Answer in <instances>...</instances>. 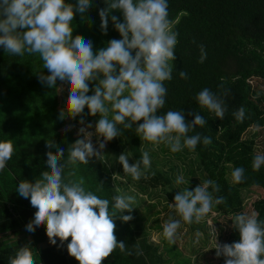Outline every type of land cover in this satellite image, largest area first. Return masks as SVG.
Here are the masks:
<instances>
[{
  "label": "clouds",
  "instance_id": "1",
  "mask_svg": "<svg viewBox=\"0 0 264 264\" xmlns=\"http://www.w3.org/2000/svg\"><path fill=\"white\" fill-rule=\"evenodd\" d=\"M106 7L99 9L100 30L107 34L109 20L120 39L108 41L107 46L93 50V42L81 35L73 37L72 21L75 14L81 17L93 6L92 0H76L75 5L65 0H0V46L9 55L23 57L25 54L38 55L42 72L37 79L42 85L52 88L61 83L67 88L68 96L65 113L85 125L79 129L83 134L69 148L65 149L54 141H46L45 153L47 171L40 174L35 183L21 180L16 188L20 197L29 199L36 209L33 219L25 230L34 233L45 226L49 243H67L69 256L78 264H102L110 254L119 249L125 255H133L123 241L115 235L117 219L129 222L134 219L131 212L136 198L127 193L100 198L86 188L84 176L79 175V164H88L92 157L102 156L107 141L120 136L123 129H132L133 124L142 121L135 128L136 133L154 145L164 144L171 152H180L184 147L194 151L199 144L208 146L212 137L196 133L188 135L197 127L206 124L204 116L189 112L195 118L189 124L185 114L179 110H168L158 115L166 103L168 89L165 82L173 79V61L178 33L173 30L169 19L168 0H104ZM113 10L122 13L120 17L111 15ZM199 63L207 58L204 46L199 45ZM134 52V54H133ZM181 79H188L184 70L179 71ZM98 81L94 89L89 82ZM220 87H223L222 85ZM92 95H87L89 91ZM203 88L195 96L200 108L206 109L223 120L228 106L224 97L228 95ZM110 105V107H109ZM88 112L85 114L84 109ZM114 113L109 119V113ZM95 134L103 137L98 146L91 137V122L85 124V115L96 116ZM232 115L238 123L246 119L243 106ZM259 128V125H254ZM55 148V153L50 149ZM11 140L0 142V171L6 167L13 155ZM123 171L134 180L147 179L151 167L149 153L144 151L139 160L129 163L124 153L118 156ZM264 166V154L255 155L252 168L259 171ZM243 167L231 172L235 184L247 179ZM185 183L182 174L175 184ZM211 189V190H210ZM119 191V190H118ZM220 191L217 182L207 179L194 190L178 191L173 203L168 204L180 217L169 218L163 225V235L170 244H175L177 230L181 223H200L215 205L226 203L224 196H214ZM128 212V215H124ZM232 227L239 233V241L221 244L217 241L218 231L211 225L215 239V255L225 257L224 264H264V221L258 220V213L251 215L238 213L232 220ZM197 242L200 233L196 234ZM136 256H143L139 244L133 246ZM9 264H37L34 251L27 245L20 247Z\"/></svg>",
  "mask_w": 264,
  "mask_h": 264
},
{
  "label": "trees",
  "instance_id": "2",
  "mask_svg": "<svg viewBox=\"0 0 264 264\" xmlns=\"http://www.w3.org/2000/svg\"><path fill=\"white\" fill-rule=\"evenodd\" d=\"M65 3L75 5L76 0H65ZM92 3L83 17L75 14L72 34L90 39L95 52L106 47L108 41L121 37L111 20L107 34L101 32L98 11L106 4L104 0H92ZM168 11L172 28L178 33V43L176 59L172 62L173 79L165 82L168 89L166 103L157 114L179 110L189 124L195 118L189 112L204 116L205 126H197L188 135L210 136L212 143L208 146L201 143L192 151L195 164L191 163L194 166L191 173L197 169L200 179H211L219 184L220 191L214 196H224L226 203L215 205L214 212L224 217L235 216L243 209V189L253 186L264 190V166L259 171L252 168L253 159L259 154L255 141L250 136L244 137L248 129L264 127V93L261 89L264 83V0H168ZM111 15L120 17L122 22L120 11L113 10ZM201 44L207 52L203 63L198 62ZM180 70L187 72L188 79L179 77ZM41 72L48 74L38 55H9L0 46V142L11 140L14 146L11 159L0 171V264H9V258L25 245L34 251L37 264H78L67 252L70 237L63 245L59 239L52 245L44 225L34 233L25 230L36 209L30 205V198H22L16 191L21 180L35 183L40 174L48 170L46 141L52 140L65 149L66 159L71 145L83 136L73 127H67L69 116L59 108L58 86L61 83L58 81L52 88L42 85L37 79ZM95 85L96 81L89 82L90 89ZM203 88L220 94L228 90L229 94L224 97L228 111L223 120L200 108L195 101ZM64 89L68 93L67 88ZM92 94L91 90L87 93ZM240 106L246 110L243 123H238L232 115ZM139 123L142 121L133 124L132 129L120 126L122 134L107 141V148L115 153L128 151L126 154L132 160H139L143 153L142 138L135 131ZM257 124L259 128L254 127ZM50 150L56 151L55 148ZM104 157H92L87 165L79 164L78 169L79 175L85 178L86 188L100 198L109 199L111 210V198L118 193ZM236 167L245 169L247 179L244 183L235 184L230 179ZM147 177L138 180L136 185L140 191L147 185L173 181L170 174L153 168L147 171ZM252 210L258 213V220L264 221V194L254 201ZM115 223L118 242L123 241L133 255H125L116 249L102 264H151L145 254L135 255L133 246L139 244L141 248V243L130 223L119 219ZM227 236L228 244L240 239L232 226ZM165 249L167 254L174 251L170 243ZM175 254H178L177 250ZM224 260L225 257H218L214 264H224ZM176 264L189 263L176 260Z\"/></svg>",
  "mask_w": 264,
  "mask_h": 264
},
{
  "label": "rangeland",
  "instance_id": "3",
  "mask_svg": "<svg viewBox=\"0 0 264 264\" xmlns=\"http://www.w3.org/2000/svg\"><path fill=\"white\" fill-rule=\"evenodd\" d=\"M60 88L61 84L58 86V89ZM261 89L264 93V83H262ZM58 94L59 108L65 111L68 93L63 88L62 90H58ZM87 112L88 109L85 107L84 113L86 114ZM111 116L112 112L109 113V118ZM80 118V116L74 119L69 117L67 127H73L75 131L79 132V129L85 126L79 123ZM84 119L85 124L92 123L93 127L88 128L87 131L93 133L91 140L94 145H98L102 141V137H98L95 134V122L99 119V115H85ZM245 136H250L254 139L256 151L259 154L264 153V127L261 129H248L244 134ZM142 149L143 152L147 151L149 153L151 159V167L147 171L152 168L163 170L167 174H170L172 182H157V185H147L145 190L140 191L136 185L138 180H134L130 174L124 173L122 165L119 164L117 159L122 153L127 155L126 152L129 153L128 151L115 153L106 146L102 150V155L105 156L104 159L110 166L117 193H127L136 198L137 203L131 212L134 219L129 221V223L135 231L136 239L141 243L143 254L146 255L147 260L151 261V264H176V260L189 264H214L218 257L215 255V239L211 231V225L213 224V227L218 231L217 241L221 244H228L227 235L232 226L234 216L224 217L212 210L200 223L186 224L182 222L180 229L177 230L175 244H171L174 251L167 254L165 246H168L169 242L163 235V225L170 217L173 219L180 218L168 204L174 202L173 197L178 191L185 188L189 191L194 190L196 186L202 184L204 181L200 179L197 169H194L195 172L191 173L194 168L191 163L195 164V154L187 147H184L180 152L173 153L164 144L154 145L142 139ZM128 158L130 164L135 162L130 156ZM171 168L173 169L172 171ZM180 174L184 176L185 183L176 185L175 180ZM154 189L157 190L154 191ZM263 194L264 190L259 187L249 186L243 189L241 191L243 197V209L241 213L251 215L253 213L254 201L262 197ZM123 214L128 215L129 213L124 212ZM197 233H200L198 242ZM175 250L178 251L177 255L175 254ZM220 258H223V256H220Z\"/></svg>",
  "mask_w": 264,
  "mask_h": 264
}]
</instances>
